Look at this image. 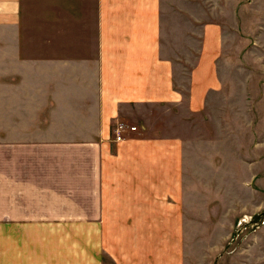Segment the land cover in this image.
Masks as SVG:
<instances>
[{"label":"crops","instance_id":"1","mask_svg":"<svg viewBox=\"0 0 264 264\" xmlns=\"http://www.w3.org/2000/svg\"><path fill=\"white\" fill-rule=\"evenodd\" d=\"M234 60L248 115L238 149L233 123L224 134L225 174L210 152L207 197L178 118L230 103L219 65ZM250 71H264V0H0V264H187L203 214L227 240L264 209ZM118 121L137 130L114 141Z\"/></svg>","mask_w":264,"mask_h":264},{"label":"rangeland","instance_id":"2","mask_svg":"<svg viewBox=\"0 0 264 264\" xmlns=\"http://www.w3.org/2000/svg\"><path fill=\"white\" fill-rule=\"evenodd\" d=\"M231 35H229L230 37ZM236 47V46H234ZM235 49V48H234ZM186 68H182L181 71H175L176 78L178 77L180 83L188 84V75H189V61H180ZM241 61H227L222 62L219 65L220 74L231 87L232 96L228 97L229 104L226 103V97L223 96H213L211 99V105L207 107L205 111V117L199 115H190L189 111H185L184 117H179L178 120L182 124L183 130L187 136V144L190 149V153L195 154L201 152V166H202V182L205 185V191L207 192L206 196L209 197L210 188L207 187V183L210 180L209 173V158H211L210 152L217 151L220 155L217 157L218 163L221 165V172L225 174V139L224 134L227 131V128L234 124V133H235V147L238 149L241 146V125L243 120H247V106L243 103L241 95V85H242V71H241ZM251 84L254 93H251L255 96V99L258 100L253 104L250 109V119L258 120L260 122H255V131L259 128L263 129L264 126V98L260 99V94L264 88L262 87V92H258L257 85H264V71H250ZM1 80V76H0ZM243 103V104H242ZM246 117V118H245ZM170 120V119H169ZM168 120V121H169ZM161 125V123H159ZM136 131V130H135ZM240 154V151H238ZM191 159L196 156H190ZM225 195V192H224ZM202 196V195H201ZM206 197V198H207ZM195 200H198V195L195 196ZM207 212L208 210L205 209ZM219 213H225L224 205L222 211L218 210ZM202 216L203 229L207 228L208 231L202 235L200 238H194L191 236V241L187 242L186 253L188 256L187 264H231L232 259L235 257L237 264H242L243 253H246L243 250V246H249L253 242L258 241V245L253 248L252 260H255L253 264H256L258 256L264 254V235L260 236L257 234L264 227V209L254 211L253 213L241 214L239 217H235L236 224L232 229L229 238L227 240H222L221 235L225 233V227L212 226L209 222H206V218ZM252 217L249 221H245V217ZM217 217H215L216 219ZM244 220V222H243ZM223 223L225 222V217L222 218ZM212 226V227H211ZM218 231L216 235H212L213 232ZM211 233V235L209 234ZM194 238V239H193ZM213 244L216 248L211 249ZM210 247V250H209ZM263 247V249H262ZM242 253V254H241ZM227 255H230L227 261ZM235 264V262H232Z\"/></svg>","mask_w":264,"mask_h":264},{"label":"built area","instance_id":"3","mask_svg":"<svg viewBox=\"0 0 264 264\" xmlns=\"http://www.w3.org/2000/svg\"><path fill=\"white\" fill-rule=\"evenodd\" d=\"M128 130H136V126H130L124 121L117 122L113 127V131H112L113 140L117 142L125 140L127 137L126 134L128 133L127 132ZM251 218H252L251 216L249 218L245 217L244 220L249 221Z\"/></svg>","mask_w":264,"mask_h":264},{"label":"bare ground","instance_id":"4","mask_svg":"<svg viewBox=\"0 0 264 264\" xmlns=\"http://www.w3.org/2000/svg\"><path fill=\"white\" fill-rule=\"evenodd\" d=\"M118 122H119V121H118ZM124 122H125V121H124ZM116 123H117V122H116ZM116 123H115V124H116ZM126 123H127V122H126ZM115 124H114V126H115ZM127 124L130 125L129 123H127ZM114 126H113V127H114ZM130 126H136V125H130ZM136 130H137V126H136ZM131 131H135V130H128L127 132H131Z\"/></svg>","mask_w":264,"mask_h":264}]
</instances>
